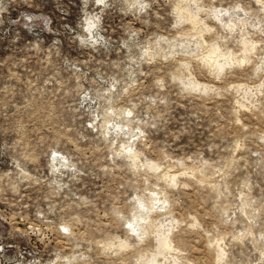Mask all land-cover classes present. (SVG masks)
Instances as JSON below:
<instances>
[{
	"label": "rangeland",
	"instance_id": "obj_1",
	"mask_svg": "<svg viewBox=\"0 0 264 264\" xmlns=\"http://www.w3.org/2000/svg\"><path fill=\"white\" fill-rule=\"evenodd\" d=\"M71 5L0 0V264H264V0H160L151 64Z\"/></svg>",
	"mask_w": 264,
	"mask_h": 264
},
{
	"label": "clouds",
	"instance_id": "obj_2",
	"mask_svg": "<svg viewBox=\"0 0 264 264\" xmlns=\"http://www.w3.org/2000/svg\"><path fill=\"white\" fill-rule=\"evenodd\" d=\"M172 2L173 0H164L166 6ZM159 4L160 0H72L71 9L63 23L54 29L52 25L56 21L48 17L45 31L38 39L44 47L58 44L61 57L74 59L104 58L101 49L109 45L115 50L110 57L114 59L116 52H123L125 55L131 52L129 43L136 40L147 45L139 49L142 60L149 64L159 62V57L154 58L148 54L150 42L163 43L152 31L154 25L151 18L163 19L154 10V6L158 7ZM6 11L7 9L0 8V13ZM168 15L171 16L172 13L169 12ZM28 42L33 41L29 39ZM162 80L163 76L161 82ZM47 162V159L42 158V165ZM52 264L56 262L53 261Z\"/></svg>",
	"mask_w": 264,
	"mask_h": 264
}]
</instances>
